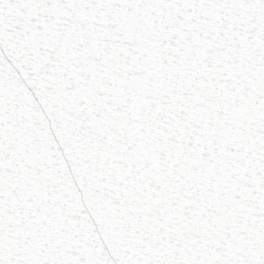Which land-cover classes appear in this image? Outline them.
<instances>
[{
  "label": "snow or ice",
  "instance_id": "obj_1",
  "mask_svg": "<svg viewBox=\"0 0 264 264\" xmlns=\"http://www.w3.org/2000/svg\"><path fill=\"white\" fill-rule=\"evenodd\" d=\"M0 264H264V0H0Z\"/></svg>",
  "mask_w": 264,
  "mask_h": 264
}]
</instances>
